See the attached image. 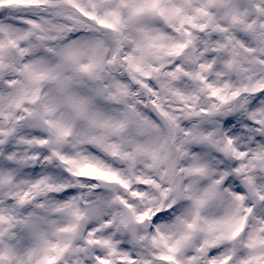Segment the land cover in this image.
<instances>
[{
    "label": "snow or ice",
    "instance_id": "snow-or-ice-1",
    "mask_svg": "<svg viewBox=\"0 0 264 264\" xmlns=\"http://www.w3.org/2000/svg\"><path fill=\"white\" fill-rule=\"evenodd\" d=\"M0 264H264V0H0Z\"/></svg>",
    "mask_w": 264,
    "mask_h": 264
}]
</instances>
